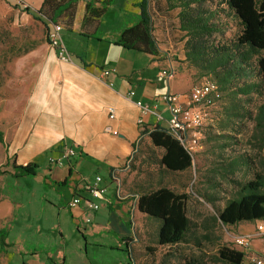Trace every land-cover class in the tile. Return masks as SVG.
Here are the masks:
<instances>
[{
    "label": "crops",
    "instance_id": "crops-1",
    "mask_svg": "<svg viewBox=\"0 0 264 264\" xmlns=\"http://www.w3.org/2000/svg\"><path fill=\"white\" fill-rule=\"evenodd\" d=\"M15 1L33 14L49 1L47 10L53 19L49 23L62 27L61 38L71 59L70 63H62L50 50L37 78L28 77L21 83L22 100L11 110V115L19 117L20 122L12 136L8 157L11 154L15 157L16 166L34 164L37 168L34 176L17 178L32 177L37 189L51 192L53 199L46 202L42 196L40 206L56 212L58 218L68 210L72 223H84V218H89L93 230L114 233L119 247L127 254L123 264L133 262L131 246L136 242L135 231L142 230L141 223L147 218L136 209L139 193L131 182L134 172L130 169L135 163L133 150L138 149L142 139L151 144L147 135L156 126L166 130L169 112L160 95L186 94L192 87L191 74L184 62L183 41L175 40L173 34L180 33L176 13H166L163 1H150V35L156 53L144 54L118 44L121 31L138 20L141 0ZM100 9L102 12L97 13ZM44 50L41 47L37 52L38 60ZM34 63L32 58L27 68H33ZM163 71L172 74L167 78L162 76ZM137 102L160 114L162 120L157 121L153 114L141 115ZM109 109L114 112L112 120L108 118ZM139 119L141 125L137 124ZM107 126L117 136L106 133ZM65 147L72 148L76 156L64 160L61 166L49 164L48 159L58 157ZM44 154L48 155L49 165L38 161ZM100 171L110 177V182L103 180ZM164 174L157 171V179L165 183ZM97 176L101 178L100 185L106 188L97 202L99 209L91 211L87 204L70 209L68 203L73 197L88 200L84 185ZM12 177L13 173L0 178L4 185ZM123 179L125 183L121 185ZM4 197H0V204L6 203ZM6 220L7 215L1 214L0 264H57L49 248H31L33 244L24 248V239L9 231Z\"/></svg>",
    "mask_w": 264,
    "mask_h": 264
},
{
    "label": "rangeland",
    "instance_id": "rangeland-1",
    "mask_svg": "<svg viewBox=\"0 0 264 264\" xmlns=\"http://www.w3.org/2000/svg\"><path fill=\"white\" fill-rule=\"evenodd\" d=\"M212 9H215L213 5ZM224 16L219 13V18L227 23L224 39L228 41L238 32L239 26ZM171 18L173 20V14ZM173 34L175 40H182L181 33ZM214 40L220 38L215 36ZM181 45L184 50V41ZM41 47L45 50L38 60L36 55ZM50 50L42 22L0 0V131L4 140V144H0V177L14 174L15 157L12 154L8 157V148L20 122L19 117L11 115V110L22 100L21 83L28 77L37 78L41 63L47 60ZM32 58L35 59L34 67L27 68ZM189 72L192 86L205 80L215 81L210 76L198 77L192 69ZM178 81L182 83L179 78ZM244 83L246 79L220 88L222 99L210 109L208 121L200 131L199 147L191 155V167L185 172L164 175L165 185L188 196L186 214L191 230L186 242L157 246V222L145 218L141 223L142 230L136 229V242L131 246L134 264H188L192 261L222 264L215 260L220 246L234 248L245 257L264 256V238L255 229L257 222L224 226L217 219L226 200L237 194L238 186L234 182L249 180L255 169L264 173V131L256 120L263 99L235 94V89ZM138 146L133 154L135 163L130 167L134 172L131 182L134 189L142 193L157 188V156L160 152L144 139ZM47 159L48 155L44 154L38 161L43 165L47 164ZM99 174L110 182L105 172ZM3 181L0 178V197L5 196L3 201L6 203L0 204V215H7L5 225L12 234L22 236L24 248L30 246L28 244H33L31 248H49L57 264H123L127 261L126 251L119 247L114 233L93 230V223L74 224L68 210L58 218L56 212L42 208L41 197L48 202L53 199V194L37 189L32 177L9 180L7 190L2 188L6 184L3 185ZM124 183L125 179L121 180V185ZM111 185L114 189V184ZM242 236L250 237L247 249L233 245L234 238Z\"/></svg>",
    "mask_w": 264,
    "mask_h": 264
},
{
    "label": "trees",
    "instance_id": "trees-1",
    "mask_svg": "<svg viewBox=\"0 0 264 264\" xmlns=\"http://www.w3.org/2000/svg\"><path fill=\"white\" fill-rule=\"evenodd\" d=\"M3 1L42 22L48 33L47 22H53L52 14L47 10L49 1H45L36 14L15 0ZM150 1H140L138 20L131 27L121 31L118 38L120 46L144 54L156 53L150 35ZM157 1L164 2L166 13H176L178 30L185 43L186 68L194 70L198 77H212L219 90L232 82L246 79V83L235 89V94L259 96L263 99V103L258 106L256 120L259 128L264 131V0ZM212 5L215 9H212ZM100 12L102 9L97 11ZM219 13L225 14L224 18L233 19L239 26L238 32L228 41L224 39L227 23L219 18ZM215 36L220 40L215 41ZM147 136L153 148L160 152L157 156L158 173H181L191 167V155L171 138L165 129L156 126ZM0 144H4L1 131ZM36 168L34 164L16 166L13 163L12 178L34 176ZM9 180L6 181V190L9 188ZM234 183L238 186L237 194L226 200L217 214L218 221L224 226L242 222H264V173L255 169L249 180ZM187 200L186 193L170 189L158 179L157 188L139 193L136 209L157 222V246H176L186 242L191 230V223L186 214ZM1 234L2 231L0 236ZM244 257L242 252L234 248L220 246L216 251L215 260L222 264H243ZM188 264L200 263L192 261Z\"/></svg>",
    "mask_w": 264,
    "mask_h": 264
},
{
    "label": "built area",
    "instance_id": "built-area-1",
    "mask_svg": "<svg viewBox=\"0 0 264 264\" xmlns=\"http://www.w3.org/2000/svg\"><path fill=\"white\" fill-rule=\"evenodd\" d=\"M61 30L62 27L58 24H48V46L55 53L59 61L70 63V56L61 38ZM171 74L172 72L168 75L166 71L162 72V76L165 77L167 75V78H169ZM130 95H133V93L131 92ZM159 99L166 105L169 112V118L166 122L167 134L176 140L190 155H193L199 147L200 131L208 121L210 109L214 108L222 99L221 91L213 82L205 80L200 84L192 86L188 94L165 92L160 95ZM136 105L141 115L153 114L157 121L162 120L160 114L152 112L148 106L141 102H137ZM108 118L110 120L114 118L112 109H109ZM137 124L141 125L142 120L139 119ZM105 132L117 136V132L113 131L109 126L105 127ZM134 152L133 150L132 155ZM75 156L76 153L72 148L65 147L58 157H51L48 159V162L51 165L61 166L64 160ZM100 183L101 178L98 176L95 177L92 183H85L84 190L88 194V200H83L81 197L75 196L68 203V207L70 209H76L87 204L91 211H97L99 209V204L97 202L106 193V188L102 187ZM84 222L90 223V219L84 218ZM255 229L258 235L264 238V222H257ZM249 240V236L235 237L233 245L237 248L247 249ZM127 264L134 263L129 262ZM243 264H264V256H246L244 257Z\"/></svg>",
    "mask_w": 264,
    "mask_h": 264
},
{
    "label": "water",
    "instance_id": "water-1",
    "mask_svg": "<svg viewBox=\"0 0 264 264\" xmlns=\"http://www.w3.org/2000/svg\"><path fill=\"white\" fill-rule=\"evenodd\" d=\"M148 1V0H147ZM151 25V24H150Z\"/></svg>",
    "mask_w": 264,
    "mask_h": 264
}]
</instances>
